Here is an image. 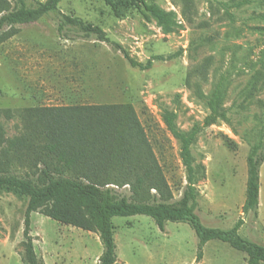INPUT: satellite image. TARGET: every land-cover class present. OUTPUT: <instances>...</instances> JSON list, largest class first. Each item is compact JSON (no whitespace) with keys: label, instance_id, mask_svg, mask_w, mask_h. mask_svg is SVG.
Here are the masks:
<instances>
[{"label":"rangeland","instance_id":"rangeland-1","mask_svg":"<svg viewBox=\"0 0 264 264\" xmlns=\"http://www.w3.org/2000/svg\"><path fill=\"white\" fill-rule=\"evenodd\" d=\"M9 10L16 0H5ZM47 2L48 0H39ZM28 7L37 0H26ZM63 0L39 19L19 22L0 44V125L5 141L18 137L21 112L30 107L94 103L134 105L175 198L187 184L181 144L164 121L176 113L184 131L199 125L193 146L198 165L196 212L204 225L231 228L264 245V163L259 216L243 214L247 158L264 127V0ZM100 27L114 43L83 25ZM63 30L60 31V26ZM118 45V46H117ZM125 51L151 68L134 67ZM222 75V102L229 121L205 126L207 100ZM248 91L241 98L243 91ZM9 157L0 154V159ZM23 177L25 169L14 170ZM130 196L128 185L118 188ZM26 196L0 187V264L25 260ZM116 264H194L198 237L186 222L162 230L146 215L113 218ZM39 264H98L104 251L99 231L32 213ZM230 244L211 240L199 264H246Z\"/></svg>","mask_w":264,"mask_h":264},{"label":"trees","instance_id":"trees-1","mask_svg":"<svg viewBox=\"0 0 264 264\" xmlns=\"http://www.w3.org/2000/svg\"><path fill=\"white\" fill-rule=\"evenodd\" d=\"M63 0H37L30 8L26 0H16L17 8L9 10L0 0V44L16 31L8 28L19 22L39 19L58 7ZM111 7L112 0H104ZM82 24V23H81ZM83 25L89 32L114 44L100 27ZM63 25L60 26V31ZM118 46V45H117ZM125 56L132 66L151 68L153 61L140 63L129 52ZM226 76L222 75L207 104L210 110L204 125L219 120L229 121L222 102ZM248 91L240 95L245 98ZM23 127L17 138L7 141L0 154V187L26 196L25 260L39 264L30 233L32 213L39 210L51 218L85 230L100 233L104 251L98 264H116L118 247L113 218L146 215L165 230L168 221L186 222L198 237L196 262L204 257V247L211 240H220L244 252L246 264H264V245L240 234L241 217L231 228L209 227L196 212L198 204V165L193 146L200 132L199 125L184 131L176 124V113L166 111L164 121L181 144V158L187 170V184L180 198L169 187L146 129L131 103H94L30 107L21 112ZM247 158L248 179L243 214L259 216L261 166L264 163V127L258 131ZM5 141L0 125V145ZM25 169L23 177L14 172ZM129 187L130 196L118 188Z\"/></svg>","mask_w":264,"mask_h":264}]
</instances>
